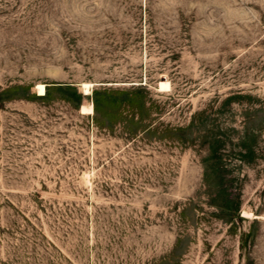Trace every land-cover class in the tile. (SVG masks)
I'll return each mask as SVG.
<instances>
[{
  "label": "rangeland",
  "instance_id": "rangeland-1",
  "mask_svg": "<svg viewBox=\"0 0 264 264\" xmlns=\"http://www.w3.org/2000/svg\"><path fill=\"white\" fill-rule=\"evenodd\" d=\"M0 264H264V0H0Z\"/></svg>",
  "mask_w": 264,
  "mask_h": 264
},
{
  "label": "bare ground",
  "instance_id": "bare-ground-1",
  "mask_svg": "<svg viewBox=\"0 0 264 264\" xmlns=\"http://www.w3.org/2000/svg\"><path fill=\"white\" fill-rule=\"evenodd\" d=\"M93 86H94L93 83L84 82V83L82 84V87H83V89L85 90V94H90L91 91H92V87H93ZM37 91H38V95H39V96H43V95H45L46 92H47L46 85L43 84V83H39V84H37ZM91 107H92V106H91ZM91 107H90V110L92 109Z\"/></svg>",
  "mask_w": 264,
  "mask_h": 264
}]
</instances>
